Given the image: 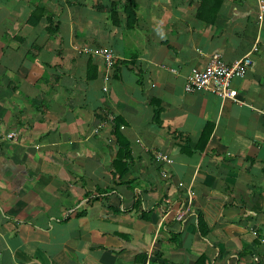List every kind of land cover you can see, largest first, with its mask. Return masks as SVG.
<instances>
[{"label":"crops","instance_id":"0c3cea01","mask_svg":"<svg viewBox=\"0 0 264 264\" xmlns=\"http://www.w3.org/2000/svg\"><path fill=\"white\" fill-rule=\"evenodd\" d=\"M260 2L0 0V264H264ZM215 54L236 101L184 92Z\"/></svg>","mask_w":264,"mask_h":264},{"label":"built area","instance_id":"2783aa9c","mask_svg":"<svg viewBox=\"0 0 264 264\" xmlns=\"http://www.w3.org/2000/svg\"><path fill=\"white\" fill-rule=\"evenodd\" d=\"M261 12H264V4L260 2ZM254 51V50H253ZM97 55L103 60L106 77L108 78L113 67L116 65L117 58L108 49L97 50ZM253 66L250 56H245L230 64L224 63L219 55L210 57L209 63L203 71H192L185 79L184 92L206 90L218 97L221 101H236V91L231 88V82L234 79L242 78L246 72ZM16 138L13 133L3 134L0 129V139L12 141ZM160 161H166L163 155H157ZM258 262L257 258L253 260Z\"/></svg>","mask_w":264,"mask_h":264},{"label":"trees","instance_id":"16d2710c","mask_svg":"<svg viewBox=\"0 0 264 264\" xmlns=\"http://www.w3.org/2000/svg\"><path fill=\"white\" fill-rule=\"evenodd\" d=\"M125 6L129 19V21H127V24L130 27L132 26V24H134L135 21L132 0H125ZM112 13L114 12L112 11ZM157 117H158V110L155 111L153 121H156ZM118 128L119 125L117 123H114L112 133H113V137L115 138V143L118 147V150H117L116 158L114 159L113 169L115 172L118 173L117 176L121 178L126 173L128 168V164L125 163L124 160H127L129 156V150H128V144L118 132ZM139 261L141 260H136V263H138Z\"/></svg>","mask_w":264,"mask_h":264}]
</instances>
